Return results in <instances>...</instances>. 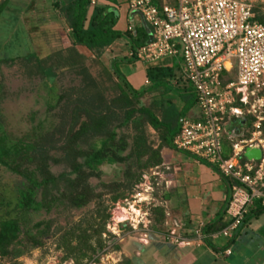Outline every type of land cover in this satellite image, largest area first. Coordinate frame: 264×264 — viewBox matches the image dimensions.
<instances>
[{
	"label": "trees",
	"instance_id": "obj_1",
	"mask_svg": "<svg viewBox=\"0 0 264 264\" xmlns=\"http://www.w3.org/2000/svg\"><path fill=\"white\" fill-rule=\"evenodd\" d=\"M49 1L69 29L66 42L71 46L68 43L55 49L47 45L52 41L47 36L38 53L28 31L31 46L23 54L0 57V63L22 69L32 85L29 91L36 84L45 96L42 104L39 93L30 108H21L16 130L0 108V184L5 180L12 189L6 199L0 198L2 264H16V258L43 246L64 229L60 246L65 257L76 264L101 249V230L108 217L103 197L108 194L115 201L132 192L146 169L163 163L162 149L176 150L172 139L196 102V93L193 101L189 100L194 89L185 86L189 81L175 63L148 67L146 85L135 90L115 69L117 61L110 66L99 61L105 48L120 37L129 40L132 51L143 45L148 38L143 26L122 33L114 29L115 11L98 2L91 6V0ZM8 4L9 0L0 2V16ZM258 19L263 21L261 16ZM84 56H93L104 80L110 82L114 75L117 82L96 79L83 63ZM224 77L223 71L222 83L230 82ZM6 89L0 88V105L7 98ZM253 120L242 119L244 127L251 126ZM148 126L157 134L156 147L148 140ZM229 134L231 131L222 137L224 158L231 154ZM173 193L171 189L162 199L172 204ZM73 212L86 214L70 228L60 225L62 220L66 226L71 224ZM162 212V207L153 209L150 226L155 231L161 230ZM223 213L208 225L206 233L226 226ZM91 236H97L95 247L89 243ZM127 242L118 245L128 252L119 264H142L145 246Z\"/></svg>",
	"mask_w": 264,
	"mask_h": 264
},
{
	"label": "built area",
	"instance_id": "obj_2",
	"mask_svg": "<svg viewBox=\"0 0 264 264\" xmlns=\"http://www.w3.org/2000/svg\"><path fill=\"white\" fill-rule=\"evenodd\" d=\"M97 1L91 0L90 5ZM127 8L141 15L152 35L150 41L147 39L130 51L129 56L146 62L164 56L181 57V74L196 93L199 118L181 119L172 144L176 150L214 166L222 177L230 180L225 209L227 224L210 235L230 239L255 202L264 207V138L260 130L264 116H259L264 113V109H259L264 104V0H174L173 3L162 0L160 5L157 0H130ZM260 16L263 21L258 19ZM128 30L134 31V27L130 25ZM231 59L237 61V80L223 84L220 75ZM248 115L258 119L253 124L255 131L242 137L243 132L232 130L228 135L231 154L224 158L222 137L230 132L229 122ZM247 148H258L261 157L247 159L244 156ZM141 177L143 181L136 185L137 190L131 196L134 201L126 200L132 216L128 214V218L120 221L113 217L112 233L119 231L120 224L127 223L133 231L144 232L141 235L146 238L149 219L142 206L137 205L146 202L145 192L151 185L147 173ZM172 226L168 234L170 242L184 245L176 233L178 224L174 222ZM230 253L227 248L222 254Z\"/></svg>",
	"mask_w": 264,
	"mask_h": 264
},
{
	"label": "rangeland",
	"instance_id": "obj_3",
	"mask_svg": "<svg viewBox=\"0 0 264 264\" xmlns=\"http://www.w3.org/2000/svg\"><path fill=\"white\" fill-rule=\"evenodd\" d=\"M2 0H0L1 2ZM29 0H9L8 7L6 10H4L0 16V57L2 56H9L13 57L16 55H21L23 52H25L28 48V46H31L29 41H27V35L28 31H30V39L34 41V48L35 50L40 53L42 48L44 47L43 41L46 40L47 36L50 37V42L47 44L48 46L54 47L55 49H59L61 46H65L68 43L66 42L67 36L63 32L60 34L59 31L56 29L61 27L64 29V20L61 16L57 18V11L53 9V7L50 5L49 0H37L38 2V10L32 13L31 8L29 7ZM168 2H174V0H167ZM162 0H157V3L160 5ZM28 5V6H27ZM42 14V16H41ZM43 17V18H42ZM136 18V17H135ZM44 20L46 23L44 24ZM61 21V22H60ZM37 23L42 24L40 26V29H38ZM22 24L23 27L21 29L20 25ZM45 25V26H44ZM62 29V30H63ZM151 30V28H150ZM52 33V35H51ZM55 37V38H54ZM43 39V40H42ZM71 46L69 43L68 47ZM76 49H81L79 47H76ZM85 59H83V63L86 64L90 72L93 76H95L96 79H102L107 84H112L113 82H117L116 77L113 75L112 80L110 82L105 79V77H102V70L101 67H99L97 64L93 63L92 59L93 56L88 58V56H84ZM106 63V61H105ZM107 66V63L105 64ZM25 75L22 72V69L18 68L17 65L14 66H8L5 64L0 63V88L1 90L4 89L6 86L7 89V98L1 103L0 108L1 111H3L8 118V121H10L11 125L14 130L18 129L20 120H19V113L21 108L31 107L33 105V99L39 98V93L41 94L39 98V103L42 99L44 100L45 96L43 92V88H38V85H34V88L29 91V88H31V83L27 80ZM228 81H236L237 80V74L231 73L230 75H225L224 77ZM262 79H264V74L262 75ZM67 81V78H66ZM64 81L62 80V83ZM3 84V86H2ZM185 86L189 89L193 90L192 85L189 82L184 83ZM264 90V89H262ZM261 90L260 94H258L259 98L261 93L263 91ZM194 91V90H193ZM189 94L188 98L189 100H192L195 98V92ZM262 96H264L262 94ZM147 101V100H145ZM186 104V103H183ZM43 109V108H42ZM192 109H195V111L198 110L197 104L195 102L194 105L190 107V109L185 113L188 114V112ZM259 109H264V104L259 107ZM261 116H264V113H262ZM247 117H252L254 120L251 124V126H246L243 128V136L247 137L248 132L249 136L251 135L252 131H255L256 128H254V123H258V119L254 117V115H248ZM264 118L260 121V130L262 132V136L264 138ZM248 129H250L248 131ZM147 133H148V140L152 144L153 147H156L158 144V138L156 132H154L149 126L147 127ZM248 136V137H249ZM162 156L163 161L166 162V164H160L158 166L149 167L146 169L144 173H147L149 175V181H150V190L148 189L147 192H145V198L146 202H141L137 206H142L141 210L147 212V218L149 219V225L147 228V236L146 238L141 235L144 234L140 229L139 231H133V229L129 226V224H120L119 225V232L118 234L112 233V224L114 217L116 220H124L125 218H128L132 216V213L128 210V204L126 200H129L128 202L134 201L132 199V195L136 192L139 183L143 181L142 177L139 182H137L132 192L124 194L122 197H119L117 200L113 201L111 200V195H106L103 197L104 205H106L108 208L106 210V214L108 215L107 219L104 220V225L101 230L100 238L102 239V247L101 249H98L95 253H92L89 258H83L82 261L79 264H119L121 260L124 257L128 256V252L125 251L123 248H119L118 245L123 246L128 244V240L130 241H136L138 244L149 246L151 244V240H154L157 236L161 237V240L164 239L165 241L169 242L170 245H174L177 247V245L170 242L168 238L169 231L171 230L170 225L167 223V219L169 218V214H167L166 210L170 207L171 202H167L164 199H162L164 196V193L171 191L173 189V185L175 182V176L179 174L184 173V167L191 168V162H185V155L182 152L179 151H169L162 149ZM189 156V155H188ZM171 160H179L182 159L183 166H179L174 164V162H170L168 159ZM193 156H189V161H192L191 159ZM195 158V157H194ZM196 159V158H195ZM205 161H202L204 163ZM206 163V162H205ZM177 168V169H176ZM179 168V169H178ZM108 171V170H107ZM1 174V172H0ZM141 175V176H142ZM110 177V176H108ZM190 179H193V183L197 181V175H191ZM192 183V182H191ZM140 189V188H138ZM12 194L11 186L8 185L7 182H4L0 184V198L6 199L9 195ZM175 193H173L174 196ZM176 195V194H175ZM184 199L180 200L181 207L185 209L186 202L183 201ZM117 204H119L118 210ZM155 207H162L163 212L161 213V216L163 217V221L160 224L159 231L153 230V228L150 226L152 225V216H153V209ZM121 208H126L127 211V217H124L125 215L122 213ZM138 208V207H137ZM86 213L81 212H73L71 214V220L72 223L66 226L65 220H62L60 222V225L63 227L70 228L73 226V224L78 223L82 218H84V215ZM100 222V221H99ZM102 222V221H101ZM97 221L93 225L94 228H97ZM65 224V225H64ZM68 230V229H66ZM65 229L61 232L55 234L53 237H51L49 240H47L43 246L35 249L29 250L27 253L21 255L20 257L16 258V264H76V261L71 258L65 257V250L64 247L60 246V236L64 233ZM90 231V230H88ZM162 231V232H161ZM164 237V238H163ZM153 238V239H151ZM158 238V237H157ZM144 239V240H141ZM89 243L95 247L97 244V236H91ZM72 244H75V241H72ZM136 257H140V253H135ZM229 258L228 260L230 261ZM160 264H163V260ZM166 262V260H165ZM0 264L1 261H0ZM165 264V263H164Z\"/></svg>",
	"mask_w": 264,
	"mask_h": 264
},
{
	"label": "crops",
	"instance_id": "obj_4",
	"mask_svg": "<svg viewBox=\"0 0 264 264\" xmlns=\"http://www.w3.org/2000/svg\"><path fill=\"white\" fill-rule=\"evenodd\" d=\"M129 1H97L115 11L117 21L114 29L122 33L129 31L130 25L134 29L143 26L141 18L129 12L127 8ZM28 2L31 12L35 14L38 10L37 0H29ZM59 16L57 15V18ZM41 25L37 23L36 27L40 29ZM62 29L61 26L56 30L60 34L63 32L66 35L69 34V29L65 24L64 29ZM130 51L132 50L129 40L126 37H120L105 48L99 61L104 66L106 63L107 66H110L113 61H117L115 69L132 89H140L146 85V69L148 67L171 66L175 63L181 72V57L179 55L164 56L157 61L146 62L130 59ZM225 68V75H230L232 72L237 74L236 59H231L226 63ZM188 116L198 119V110H190ZM244 125L245 122H242L241 118H233L228 124V130L243 132ZM182 153L186 157L185 162H191V168L184 167V173L175 176L173 189L176 195L174 194L172 204L166 212L169 214L167 223L171 228L174 227L172 226L174 222L178 224L176 233L185 244L177 247L171 246L169 242L164 239L161 240V237L157 236L158 238L151 240L149 246H145L142 264H160L161 261L159 260H163L165 264H264V207L259 206V202H255L249 208V213L242 226L239 230L234 231L232 238L228 239L222 236L211 238L212 233H206L205 229L225 211L228 197H230V180L222 177L214 166L197 161L194 157L191 159L192 161H189V156L184 152ZM168 159L179 166L184 164L182 159ZM162 164H166V162L163 161ZM194 174L197 175L195 183H193V179H190V176ZM181 199L186 202L185 209L181 207ZM222 221L227 223V217L224 213L222 214ZM227 248L231 250L230 255H223V251ZM229 258L232 259L229 261Z\"/></svg>",
	"mask_w": 264,
	"mask_h": 264
},
{
	"label": "water",
	"instance_id": "obj_5",
	"mask_svg": "<svg viewBox=\"0 0 264 264\" xmlns=\"http://www.w3.org/2000/svg\"><path fill=\"white\" fill-rule=\"evenodd\" d=\"M133 14H137L141 20H142V23H143V26L147 29V26H146V23L144 22V20L142 19L141 15L138 13V12H135ZM152 38V35L151 33H148V40L147 41H150ZM244 156L249 159V160H258L261 156H260V151L258 148H247L244 152Z\"/></svg>",
	"mask_w": 264,
	"mask_h": 264
},
{
	"label": "bare ground",
	"instance_id": "obj_6",
	"mask_svg": "<svg viewBox=\"0 0 264 264\" xmlns=\"http://www.w3.org/2000/svg\"><path fill=\"white\" fill-rule=\"evenodd\" d=\"M122 213L125 215L124 217H127V211L125 209H122ZM135 213H137V211H135ZM120 221V220H119Z\"/></svg>",
	"mask_w": 264,
	"mask_h": 264
}]
</instances>
